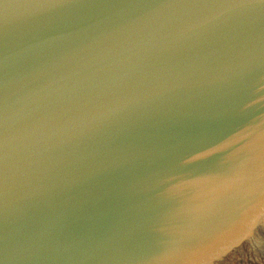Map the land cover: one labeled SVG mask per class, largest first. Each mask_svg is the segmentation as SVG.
<instances>
[{
  "label": "water",
  "instance_id": "water-1",
  "mask_svg": "<svg viewBox=\"0 0 264 264\" xmlns=\"http://www.w3.org/2000/svg\"><path fill=\"white\" fill-rule=\"evenodd\" d=\"M0 264H264V0H0Z\"/></svg>",
  "mask_w": 264,
  "mask_h": 264
}]
</instances>
